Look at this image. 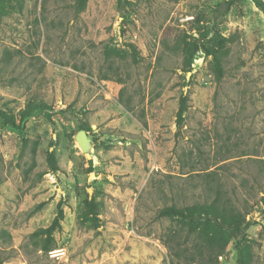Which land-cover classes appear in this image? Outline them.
<instances>
[{
  "label": "rangeland",
  "instance_id": "1",
  "mask_svg": "<svg viewBox=\"0 0 264 264\" xmlns=\"http://www.w3.org/2000/svg\"><path fill=\"white\" fill-rule=\"evenodd\" d=\"M73 4L0 6V109L19 121L30 101L51 106L20 128L0 119V264H238L234 239L216 257L221 232L158 215L213 201L249 222V264H264V13L253 0ZM202 45L222 57L220 83Z\"/></svg>",
  "mask_w": 264,
  "mask_h": 264
},
{
  "label": "trees",
  "instance_id": "2",
  "mask_svg": "<svg viewBox=\"0 0 264 264\" xmlns=\"http://www.w3.org/2000/svg\"><path fill=\"white\" fill-rule=\"evenodd\" d=\"M7 0H0V6L4 4ZM88 0H74V9L76 13H80L85 10ZM123 0H118V4L121 5ZM256 6L264 13V0H253ZM1 16V11H0ZM206 35V34H205ZM207 55L212 56L213 66L215 70L216 80L220 83L224 76V66L222 62V57L219 55L218 50H215L209 46H201ZM200 46L197 43H193L191 48L188 50L186 55V70L191 69V61L194 55L199 50ZM128 55L127 52L116 47H105V56L107 58H115L123 60ZM116 75H120L115 72ZM104 79H112V76L105 74ZM122 80V78H118ZM189 95L188 93H182L179 98V106L176 113V124L180 129L184 125L185 112L189 106ZM37 109H51L46 102L39 101H30L27 106L20 111V119L17 121V118L14 113L8 112L7 110L0 109V119L2 120L3 125H11L17 128H20L22 121L28 118L32 113ZM86 131L90 130V126L85 124L83 127ZM50 160L54 161V156H50ZM89 163L92 164V159L89 160ZM264 205V196L262 197ZM228 202H224L222 205L214 202H203V203H194L191 205L178 206L177 204H171L162 207L158 211L159 216L176 218L180 223L186 225L188 230L197 231L201 233L209 234L207 230L209 226L214 227L217 231L222 233L223 237V247L219 253L221 255L224 250L225 245L231 240L236 241V249L238 251V264H249V246L244 244L245 240L244 229L248 227L249 222L244 224V226L239 222V216L233 212V209L228 207Z\"/></svg>",
  "mask_w": 264,
  "mask_h": 264
},
{
  "label": "water",
  "instance_id": "3",
  "mask_svg": "<svg viewBox=\"0 0 264 264\" xmlns=\"http://www.w3.org/2000/svg\"><path fill=\"white\" fill-rule=\"evenodd\" d=\"M76 140L81 147V149L84 151L88 159H91L92 156L89 152L90 146H91V138L88 135L87 131L85 129H81L77 135H76Z\"/></svg>",
  "mask_w": 264,
  "mask_h": 264
}]
</instances>
